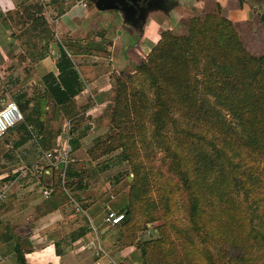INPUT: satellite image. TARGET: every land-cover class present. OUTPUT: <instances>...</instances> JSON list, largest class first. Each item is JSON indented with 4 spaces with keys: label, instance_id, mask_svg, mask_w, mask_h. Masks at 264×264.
Wrapping results in <instances>:
<instances>
[{
    "label": "trees",
    "instance_id": "obj_1",
    "mask_svg": "<svg viewBox=\"0 0 264 264\" xmlns=\"http://www.w3.org/2000/svg\"><path fill=\"white\" fill-rule=\"evenodd\" d=\"M238 1L242 5L243 0ZM215 6V10L205 11L202 15L187 19L185 33L163 31L156 42L144 49L143 60L125 80L118 77L120 73H116L119 88L114 87L112 121L115 119L120 121L122 116L131 120V114L135 113L149 119L153 138L163 139L164 134L170 130L175 133V139L178 141L175 144V151L167 145L165 157L169 159L167 164L169 169L173 166L180 184L190 194L188 217L193 220L194 229L201 231L200 238L204 242L206 234H209L208 241H213L216 236L221 235L222 243L232 247L230 254L228 251L224 256H220L224 258L221 263L215 261L211 252L204 250L207 261L205 264H264V207L249 215V220H246L249 228L243 241L240 238L236 239L232 231L220 234L216 225L205 230L197 221L204 213L202 208L204 205L212 206V214L217 210L220 214L227 211L225 216L222 214L221 216L227 217L226 220L230 219L232 210L238 206L234 205L230 198L239 193L251 197L258 192L257 187L261 185L262 173H258L257 166L254 168L252 165L241 164L245 162L243 154H246L250 161L264 162V53L251 54L245 48L235 23L223 14L222 6L216 1ZM22 11L30 23L19 34L38 37V41L32 42V45L40 46L42 51L38 57L43 58L48 55V46L56 42L52 23L41 15L43 9L39 1L29 2ZM258 20L264 28V11L259 14ZM109 30L110 27L96 34L100 41H89L81 46L79 51L82 50L83 53H91L93 50L107 51L112 39ZM75 48L76 46H72L70 49ZM68 52L66 48L59 46L56 61L58 79L49 73L46 81L50 95L62 105L66 115L72 116L68 102H72L73 97L82 91L83 83ZM135 80L138 81L140 89H131L126 85L127 81L131 83ZM0 97L8 100L5 91ZM222 112L229 114L231 120H227ZM182 123H185V128ZM24 124L28 122L22 123V126ZM77 124L78 122L73 125L75 130L78 128ZM67 127L66 123L65 128ZM209 127L218 134H212L213 137L208 143L201 128L208 130ZM178 134H185V137L190 139L189 144L194 153L192 171L191 168L185 167L190 154L181 152L188 144L179 141ZM70 143L76 148L78 139L72 138ZM207 146L211 154L204 150ZM241 149H244L243 154L236 152L242 155L236 162L230 157L229 151ZM58 151L59 146L52 149L53 157ZM123 151L121 160L128 159ZM97 168L95 166L92 170L97 171L95 170ZM82 169L76 168L73 172L68 169V178L64 182L66 188L71 189L73 186L82 188V179L87 171ZM141 170L142 168H134L133 182L129 187V200L126 206L118 211L123 213L124 218L119 224L117 238H123L127 247L134 246L141 250L136 264H154L147 253L151 244L155 245L153 246L155 248L160 240L155 238L141 241L136 232L127 227L129 222H133L135 203L141 199L144 192H147L145 180L148 173ZM69 176L73 179L71 180ZM217 177H221L218 184L215 183ZM4 185L0 182V189L4 188ZM193 188L196 193L193 192L191 196ZM114 192L118 193L119 189H115ZM201 197L205 198L203 203ZM218 203L225 205L220 208ZM212 218L214 219V216ZM151 221L153 218L146 217L144 224ZM142 228L146 229L144 225ZM252 246H257L255 252H252ZM12 251L15 264H26L18 242Z\"/></svg>",
    "mask_w": 264,
    "mask_h": 264
},
{
    "label": "crops",
    "instance_id": "obj_2",
    "mask_svg": "<svg viewBox=\"0 0 264 264\" xmlns=\"http://www.w3.org/2000/svg\"><path fill=\"white\" fill-rule=\"evenodd\" d=\"M32 1L0 0V95L5 91L7 99L13 100L22 114V120L10 128L8 139H4L6 150L3 153L12 163L0 166V182L7 188V197L0 202V264H15L12 248L16 242L23 251L26 264H95L97 257L93 252L96 245L108 256L101 254L99 264L105 263V258L115 264L117 262L112 257L115 250L125 259L128 255L124 251L134 246H107L110 239L105 234L111 226L117 225L109 226L101 215L105 212L107 215V208L118 212L123 204L112 194L98 198L97 188L101 184L97 178H101L104 171L97 167V171H93L84 161L81 167L87 172L82 179V188L73 186L68 189L63 186L68 169L71 172L76 168L79 170L76 164L68 165L74 158L64 164L56 162L55 158L46 160L41 153L52 152L56 146L61 153L67 141L71 144L72 138L78 139L74 151H84L87 140L98 134L94 130L95 134L91 136L94 126L90 127L89 117H100L112 103L115 73L127 65L128 55L133 60L144 50L136 45L123 52L118 46V38L112 37L107 51L83 53L81 49L79 51L81 46L89 41H100L92 29L91 36H85L89 24L82 29L90 9H94L89 5L91 0H86V6H82L79 0H34L41 3L44 19L51 21V26L54 24L52 29L56 37V42L48 46V55L39 58L42 49L32 45L38 37L19 34L30 23L22 10ZM215 1L223 7L230 6L226 3L233 0ZM85 9H88L86 13ZM162 26L160 17H153L140 43L154 33H157L156 42ZM59 46L70 52L68 55L73 64L74 59L81 62L82 76L86 80L82 91L67 103L72 116L66 115L62 105L50 95L46 81L49 73L58 79ZM72 46L76 48L70 49ZM46 65L52 68L45 72ZM92 111H95L94 115ZM26 121L28 124L22 126ZM76 122L78 128L75 130L73 125ZM35 162L40 164L42 172L32 174L25 170ZM45 189L49 191L48 196L42 193ZM72 202L78 207L76 211Z\"/></svg>",
    "mask_w": 264,
    "mask_h": 264
},
{
    "label": "rangeland",
    "instance_id": "obj_3",
    "mask_svg": "<svg viewBox=\"0 0 264 264\" xmlns=\"http://www.w3.org/2000/svg\"><path fill=\"white\" fill-rule=\"evenodd\" d=\"M226 4H230V6L224 5L222 7V12L235 23L245 48L253 55L263 54L264 28L259 22L258 17L259 14L264 11V6H261L264 5V0H243L242 5L239 4V1L233 0ZM89 5H93L92 0L89 2ZM192 5L196 6L191 7ZM215 8V0H200L198 3L196 0H182L181 7L176 8L174 11L173 19L170 20L167 18L165 21L166 23L160 28L158 33L160 35L165 30H170L177 34L185 33L187 19L192 16L202 15L205 11L215 10ZM87 10L88 9H85V13ZM90 10L85 24L82 25V21L80 22L82 29L83 26L89 24L90 29L84 32L85 36H91V29L95 31L94 33L98 34L101 33L103 28L110 27L111 30L108 32L109 35L118 38V46L121 45L120 48L123 52L127 47L136 45H139L138 47L144 50L147 46H151L154 42V38L156 39L157 33H154V36L151 35L149 39H145L141 43L139 42L136 44L132 37L127 36L129 32H132V29L123 25L122 21L120 25L117 23L119 19L116 10ZM148 21L146 25L150 23V19H148ZM53 26L54 24L51 27L53 28ZM53 37L56 38L55 32ZM128 58L127 65L121 68L117 73H120L118 77H123V80H125L128 75L133 74L136 65L143 60V54L136 55L133 60L129 55ZM49 68H52V66L46 65L45 72L48 71ZM74 68L82 79V83H84V81L86 82L85 77L82 76V64L79 60L74 59ZM117 74L115 73L114 75V87L116 86V88H119L116 83ZM126 85L131 89H140V85L136 80L131 83L127 81ZM86 94L89 95L88 91H86ZM114 94L113 92L111 105L106 107L100 117L94 119L89 117V120H91L90 127L94 126L91 130V136L95 134L94 130L98 131V134L96 137L87 140L85 144L87 146L86 149L84 151L83 149L74 151L72 144H70L71 152L68 156V160L70 158H74V160L76 158L78 160H73L69 162L70 164L68 163V165L76 164V166L78 165V167L82 169V163L85 161L91 169V166L103 169V176L97 178L100 182L99 184H101V186L97 188L98 198L104 196L109 197L112 194L116 197L118 202L123 204L122 208L126 206L129 200V187L131 182H133L134 168H142L141 171H146L148 173L145 180L147 192H144L141 199L135 203L133 222H129L127 227H131L141 241L145 239L154 240L155 238L160 240L155 248L153 247L155 245L151 244V248L147 253L154 261V264H205L207 261L204 257L206 254L204 250L211 252L215 261L221 263L224 258L220 256H224L228 251L230 254L232 252V247L222 243L223 237L221 235L216 236L213 241H208L209 234H206L204 239L205 242L200 238L201 231L194 229L193 220L188 217L190 194H188V191L186 192L180 184L176 173L173 171V166L169 165L172 166V169H169L167 165L169 159L165 157L167 155L166 147L168 145L172 151H175V144L178 142L175 139V133L170 130L164 134L165 137L163 139L159 140L153 138L152 124L149 119H147L146 116L141 117L135 113L131 114V120H127V117L122 116L120 121L116 119L112 121V111L115 103L113 102L115 98ZM133 99L132 97V100ZM92 114L94 115L95 111H92ZM222 114L224 115L225 113L222 112ZM225 116L227 120H231L229 114H225ZM87 118L88 117H86V119ZM141 122H143L142 125L140 124ZM182 126L184 127L185 123H182ZM201 132L206 135L208 143L213 137L212 134L217 133L210 127L208 130L201 128ZM8 134L9 131L5 134L6 137L0 140V166L1 164H8L11 162V160L8 159L9 157L3 153V151L6 150V140L4 139H8ZM177 138L179 141L188 144L187 148H184L181 152L182 154H190L189 162H185V167L187 169L191 168L192 171L194 153L189 144L190 139L186 138L185 134H178ZM122 150H124L123 153H125V156L129 160H121L123 158V154L121 153ZM204 150L211 154L208 146ZM243 151L244 149L238 151L230 150L229 154L230 157L237 162L238 158L242 155H238L236 152H242L243 154ZM245 155L246 154H243L245 162H241V164H246L247 166L252 165L254 168L257 166L258 173H262L260 174L261 185L257 187L258 192L251 197L244 196L240 193L233 196L231 195L232 197L230 200L234 205L238 206H235L232 210L230 219L226 220L227 217L222 218L221 216V214L225 216L227 211L221 212L220 214L217 210L212 214V206L210 205H204L202 207L204 213L200 219H197L198 223H201L205 227V230L210 226L216 225L220 234L222 232L230 233L232 231L235 238H240L242 241L249 228L248 223H246V220L248 221L250 218L249 215L251 212L255 210L259 211L264 207V162L257 163L256 161H250L248 156ZM16 158L18 162V157ZM82 170L85 171L86 169ZM89 175H91V172ZM91 179H93V176H91ZM220 180L221 177H217L215 183L218 184ZM107 183H109V185ZM63 186L66 185L63 184ZM115 189H119V192L115 193ZM193 192L196 193L195 188L192 189L191 196ZM200 193L201 192H199V194ZM204 199L205 198L201 197L202 203ZM72 204L73 210L76 211L78 207L75 206L73 202ZM223 205L225 204L218 203V207L220 208ZM101 216L102 219H105L106 212ZM213 216L214 219L212 218ZM146 217L153 218V221L144 224ZM106 223L109 225L108 222ZM143 225L146 229L142 228ZM119 229V225L111 226L109 232L105 234V236L110 239L108 240L109 244L107 246H127L123 238H117ZM212 232H214V230H212ZM158 246L163 247L159 248ZM256 247L257 246L251 247L252 252L256 251ZM234 251L239 250L234 249ZM140 253L141 250L139 248L136 249L133 247L131 250L124 251V254L128 255L125 259L120 257L116 250L112 253V257L118 264H136L139 260ZM103 262H105L103 264H111L106 258Z\"/></svg>",
    "mask_w": 264,
    "mask_h": 264
},
{
    "label": "water",
    "instance_id": "obj_4",
    "mask_svg": "<svg viewBox=\"0 0 264 264\" xmlns=\"http://www.w3.org/2000/svg\"><path fill=\"white\" fill-rule=\"evenodd\" d=\"M199 1L196 0L197 3ZM92 2L94 10H116L119 19L117 23L120 25L122 21L123 25L132 29L127 36L132 37L136 44L146 32L148 19L151 21L153 17H160V23L164 26L166 19L172 20L174 11L182 4V0H92Z\"/></svg>",
    "mask_w": 264,
    "mask_h": 264
},
{
    "label": "built area",
    "instance_id": "obj_5",
    "mask_svg": "<svg viewBox=\"0 0 264 264\" xmlns=\"http://www.w3.org/2000/svg\"><path fill=\"white\" fill-rule=\"evenodd\" d=\"M79 2L82 4V6H86V0H79ZM21 120H22V114L17 104L13 100H5L0 97V125L4 126V131L0 133V139L10 128L14 127ZM69 152H70V145L67 141L65 148L62 150L61 153L59 152L55 157H53V154L50 151L42 152L41 157L46 160L55 158L57 159L55 160L56 162L65 164L68 161ZM25 170L26 171L30 170L31 173L34 174L35 172H42V167L40 166V164L35 162L31 166H26ZM42 193L45 196L49 195V191L47 189L42 190ZM6 197H7V188L4 187L0 189V202L4 200ZM123 218H124L123 213L113 211L111 208H107L106 222H108L109 225H118L120 224ZM101 254L107 256L106 252L99 245H96L93 252V255L97 257L95 264L100 263L99 258L101 257Z\"/></svg>",
    "mask_w": 264,
    "mask_h": 264
},
{
    "label": "clouds",
    "instance_id": "obj_6",
    "mask_svg": "<svg viewBox=\"0 0 264 264\" xmlns=\"http://www.w3.org/2000/svg\"><path fill=\"white\" fill-rule=\"evenodd\" d=\"M4 131V126L0 125V133H2Z\"/></svg>",
    "mask_w": 264,
    "mask_h": 264
}]
</instances>
